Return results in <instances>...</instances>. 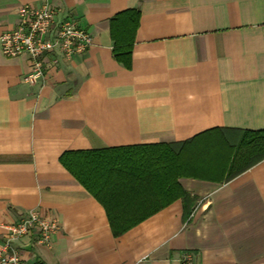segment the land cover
<instances>
[{
	"label": "crops",
	"instance_id": "obj_1",
	"mask_svg": "<svg viewBox=\"0 0 264 264\" xmlns=\"http://www.w3.org/2000/svg\"><path fill=\"white\" fill-rule=\"evenodd\" d=\"M44 4L93 41L71 57L57 53L34 85L23 82L32 61L4 56L0 44V243L5 226L37 211L59 226L50 246L13 242L29 264H264V159L226 181L179 178L188 199L154 213L158 198L140 188L124 215L150 216L119 236L60 161L214 129L264 131V0H0V37L22 6ZM130 10L140 18L126 67L113 53L111 19Z\"/></svg>",
	"mask_w": 264,
	"mask_h": 264
},
{
	"label": "trees",
	"instance_id": "obj_2",
	"mask_svg": "<svg viewBox=\"0 0 264 264\" xmlns=\"http://www.w3.org/2000/svg\"><path fill=\"white\" fill-rule=\"evenodd\" d=\"M139 18L138 11L130 10L111 19L113 53L126 67L131 63ZM230 131L239 134L237 144L227 139ZM263 159L264 131L214 129L176 144L67 152L60 161L104 206L113 234L119 236L150 216L124 215L128 212L124 199L140 188L147 187L158 198V205L149 210L154 213L177 198L188 199L179 178L226 181Z\"/></svg>",
	"mask_w": 264,
	"mask_h": 264
},
{
	"label": "built area",
	"instance_id": "obj_3",
	"mask_svg": "<svg viewBox=\"0 0 264 264\" xmlns=\"http://www.w3.org/2000/svg\"><path fill=\"white\" fill-rule=\"evenodd\" d=\"M61 11L49 4L22 6L17 26L0 37L4 56H26L32 61L31 70L23 76L26 84L43 81L48 71L58 64L57 53L71 57L92 44V36L73 16L57 20ZM58 226L56 219H45L37 211H30L18 223L5 226L8 237L0 243V264H29L21 258L13 242L34 237L37 243L50 246Z\"/></svg>",
	"mask_w": 264,
	"mask_h": 264
}]
</instances>
